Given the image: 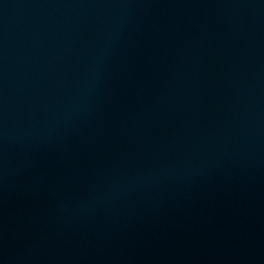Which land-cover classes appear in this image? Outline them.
Returning a JSON list of instances; mask_svg holds the SVG:
<instances>
[{
  "label": "water",
  "instance_id": "water-1",
  "mask_svg": "<svg viewBox=\"0 0 264 264\" xmlns=\"http://www.w3.org/2000/svg\"><path fill=\"white\" fill-rule=\"evenodd\" d=\"M0 264H264V0H0Z\"/></svg>",
  "mask_w": 264,
  "mask_h": 264
}]
</instances>
